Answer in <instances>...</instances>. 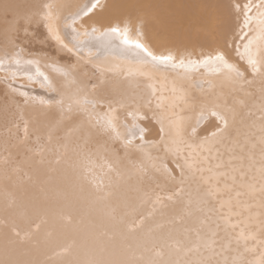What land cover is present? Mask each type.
<instances>
[{"label":"bare ground","instance_id":"6f19581e","mask_svg":"<svg viewBox=\"0 0 264 264\" xmlns=\"http://www.w3.org/2000/svg\"><path fill=\"white\" fill-rule=\"evenodd\" d=\"M93 3L0 0V264H264V0Z\"/></svg>","mask_w":264,"mask_h":264},{"label":"snow or ice","instance_id":"6c2138e0","mask_svg":"<svg viewBox=\"0 0 264 264\" xmlns=\"http://www.w3.org/2000/svg\"><path fill=\"white\" fill-rule=\"evenodd\" d=\"M97 4H98V0H97V3H93L92 4V8H95L97 6ZM239 7L240 6L237 5V8H239ZM257 7H264V3H262L261 5H257ZM92 8H88V11L89 12L92 11ZM244 8H245V13H244V15H245V24L247 25L252 20V16L249 15V13L251 11V6L249 4H246V5H244ZM85 14H87V13H85ZM260 16L262 18L261 19V23H264V12H261L260 13ZM110 31L113 32V33H116V34H121V31H120L119 28H115L114 27ZM122 36H123V42L125 44H134V46H135L136 49L142 50V52L145 54V56L146 57H150L153 62H158L160 64H165V65H167V64H173L174 57L171 54H169V55L155 56V55H153V53L151 51H149L138 40H136V41L130 40L129 39V36H128V31H127L126 28L124 29V31L122 33ZM208 59H210V60H212L214 62L222 63L225 68H231V65L227 64L224 61V57L221 54H217L214 57H209L206 60L202 61L201 63L207 64L208 63ZM0 63H3V62L0 61ZM16 63H19V61H16ZM249 63L250 64H255V61L254 60H250ZM183 64H184V61L181 60L180 61V66H183ZM173 66L175 67L176 65L173 64ZM212 115L213 116H217V113L213 112ZM109 126H111V121H109Z\"/></svg>","mask_w":264,"mask_h":264}]
</instances>
